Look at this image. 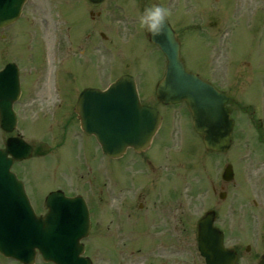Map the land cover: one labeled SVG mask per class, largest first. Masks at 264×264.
Wrapping results in <instances>:
<instances>
[{"label": "rangeland", "instance_id": "374dc122", "mask_svg": "<svg viewBox=\"0 0 264 264\" xmlns=\"http://www.w3.org/2000/svg\"><path fill=\"white\" fill-rule=\"evenodd\" d=\"M114 3L125 5L123 15L120 16L126 15L133 28H141L139 21L137 22L138 6H134L131 0H108L97 7L88 5L85 0H32L31 5L26 8L25 19L22 22L13 24L10 29L0 30L1 44L8 41L10 35L15 34L9 43L0 45V59L4 63H23L25 58L20 54L24 52L27 55L29 50L39 57L38 41L42 38L47 39L52 47L55 39L64 40L63 32L67 26L72 25L67 20L70 21L73 17V28L69 31L74 38L79 35L80 42L74 44L69 54L68 45L64 43V49L59 56L65 61V65L72 60L70 74L73 76L67 78L66 71L62 73L57 93L68 102L69 98H76L77 91L84 86L102 88L123 73L131 74L138 90L140 89L138 94L142 101L155 105L163 115L162 128L154 140L153 150L147 156L139 157L129 153L121 160L99 163L98 159L101 161V157H97L98 153L94 146L92 148L94 144L91 139L84 137L83 141L77 131L69 129L61 141L62 125L69 113L62 109L51 118L44 110L43 106L45 107L50 99V67L48 65V69L44 70L45 64L42 66L39 60H34L31 62L32 68L28 62L26 63V93L16 108L18 132L32 144L35 154L28 162L17 163L15 169L23 171V175L28 177L30 181L28 190L34 202L45 198L48 192H51L49 190L51 186H61L68 193L83 191L90 195L97 227L83 243L87 247L85 255L90 257L93 264H185V259L193 260V264H200L193 254L194 223L204 210L211 207L218 212L219 219L223 220L230 206L237 217L240 216L239 211L247 207L243 213H249V210L255 213L262 212L261 209L250 207L252 200L260 201L261 206H264V190L261 191L264 189V155L256 143V132L249 121V114L242 113L237 106L230 105L235 121L231 149L222 154H208L188 129L190 117L183 104L167 108L157 104L152 92L154 84L162 77L164 63L162 54L143 41L144 35L140 31L131 46L125 45L124 41H120V44L114 39L115 32L109 22L117 13L113 10ZM156 3L170 10L168 20L174 28L190 31L187 34L189 36L186 35V45L182 48L187 70L199 73L202 78L224 90L240 104L249 106V111L254 109L255 119H261L264 124V89L257 86L259 79L264 78V0H147L148 6ZM52 5L63 11L66 9L69 16L71 12V17L66 16L65 23L63 19L60 22V17L52 11ZM88 9L94 13L100 12V17L95 18V22L89 21L86 13ZM19 27L24 28L26 34L25 38L22 37L18 42L19 36L16 40L13 28H18L19 31ZM82 28L86 29L81 31ZM192 28L217 30L212 31L209 38L210 31L205 32L203 29L201 33L195 34ZM99 32H103L107 37L105 57L100 65L96 63L103 53L98 49ZM223 33L224 37L227 34L230 37L227 40L223 37L220 43H217L215 35L218 38ZM83 35H88L89 38L83 40ZM30 39L33 40L29 44ZM111 49L114 51H110ZM109 51L110 53L106 54ZM215 54L221 56L223 54L224 58L228 56V61L218 56L217 63L213 61L206 64V58L209 55L216 56ZM199 55L205 58L202 59ZM28 57L31 60V56ZM72 129L75 130L73 126ZM261 130L264 137V125ZM57 140L59 144H55ZM177 141L183 142L180 148L182 151L179 153H175L176 149L179 150ZM159 157L157 160L162 162L164 169H169H166L167 176L164 175L162 168L158 169L156 166L155 158ZM228 163L233 166L234 179L232 182L224 183L221 180V173ZM104 165L119 180L115 185L119 188L118 194L112 195L105 182H102L105 174ZM113 165L119 167L115 168ZM145 166L153 168L150 171V178L142 177ZM247 176L249 178L246 181ZM164 179L167 184L163 186H167L168 192L165 195L151 192L157 185H161L160 182L164 183ZM94 182L98 186L103 185L101 188L103 194H98V187ZM250 183L256 186L257 192H246ZM181 185L185 187L186 197L180 193ZM121 186L123 190L120 189ZM124 186L127 189H124ZM137 186L143 191L141 209L144 208V211H139L137 207L131 205L132 203L127 202L121 206L117 201L122 195L130 197V190ZM204 191H209L207 198L210 197V200L206 199L207 201L203 200L201 203ZM219 192L226 193L223 200H219ZM105 194H110V200H113L111 206L108 204L107 207L111 210L108 217L114 216L118 220L120 237L117 241L108 224L106 230L104 220H101V210L105 208L106 201L95 204L97 199H104ZM257 196H260V199ZM165 200L168 204H165ZM34 204L38 209H42L41 201ZM160 211H165V225L156 217ZM170 214L175 220H172ZM261 217L263 218V215ZM178 218L182 222H179ZM128 219L130 222L126 223ZM152 219L154 224L151 228ZM106 221L108 222L107 219L105 223ZM170 227L180 230L184 227L185 230L182 236L174 234L173 239L163 240L166 236L163 231L169 233ZM150 228H155L154 232L161 234L162 241L145 236L149 234ZM107 232L113 237L112 240L116 243L120 255L115 256L112 253L114 251L110 248L112 240L106 239ZM127 233L136 236L129 235L133 238L130 240ZM233 238L235 237L229 235V243ZM0 264L18 263L0 256ZM37 264L45 263L38 261Z\"/></svg>", "mask_w": 264, "mask_h": 264}, {"label": "water", "instance_id": "95a60500", "mask_svg": "<svg viewBox=\"0 0 264 264\" xmlns=\"http://www.w3.org/2000/svg\"><path fill=\"white\" fill-rule=\"evenodd\" d=\"M20 1L23 3L24 0ZM91 1L99 2L101 0ZM8 2L10 3L12 0ZM2 10L5 11L6 9ZM2 10L0 13V26L12 21L18 13L11 11V13L5 15ZM149 39L158 46L167 59L165 76L156 87L157 98L164 104H175L185 101L192 114L194 129L202 136L205 147L208 150L217 152L226 151L231 142L233 127L230 111L226 107L228 98L211 85L201 81L196 75L185 72L184 66L179 59L178 44L167 23L161 35L152 36L149 33ZM82 95L88 98V102L92 101V106L90 107L93 108H90V119L86 116L82 117V129L87 134H95L102 150L107 155L118 157L127 147H133L136 151L146 148L156 129L159 116L154 109L139 103L135 85L131 78L128 76L121 77L105 93L86 90ZM116 98H119V100H110ZM97 102L100 103V106H94ZM88 105L87 107L89 108ZM99 115L100 123L98 124L97 117ZM103 121L105 122V127L101 129L100 124ZM11 123L10 121L8 124L5 121V117H2V125L6 131L11 129ZM7 125H9L8 128ZM138 139L140 140L139 142H137ZM12 145L14 146L10 145L7 151H0V159L3 158L0 163V184L2 185H4L1 181L2 177L8 178L6 174L2 176L1 173V169L8 171L9 163L5 158L7 153H10L18 160L30 155V147L26 144L17 142ZM9 176L10 178L5 182L6 184L8 182L12 184L9 190L13 191L16 186L22 196L19 201L23 202L24 200L26 202L21 185L15 181V177L12 174H9ZM231 178V166L227 165L223 171L222 179L229 181ZM4 197L7 198L6 193L0 194V198ZM54 197L55 194H51L47 201H51ZM9 203H11V208H3L0 203V254L23 260L24 253L32 255L33 251H27V249L31 250L32 246L35 245L33 237L38 226L40 225L43 228L50 222V219L55 218V215H49L45 219H36L31 217L33 214L29 205L23 204V207L19 210L16 207V203L12 202V199H9ZM19 216L22 219H18ZM212 217V213L207 214L200 223V253L205 257L206 264H233L235 254L222 248L221 236L211 228ZM37 222H39V225ZM87 230L88 220L86 218L83 223L79 224L78 233L81 236L80 238L87 234ZM54 241V239L49 240L48 244H44L41 248V253L45 260H51L56 264H90L87 259L79 258L83 249L78 244V241L75 242L74 246L75 255L71 250L73 245L65 247L71 255H55L56 249H62L65 246V241ZM260 264H264V260Z\"/></svg>", "mask_w": 264, "mask_h": 264}, {"label": "flooded vegetation", "instance_id": "af4514ba", "mask_svg": "<svg viewBox=\"0 0 264 264\" xmlns=\"http://www.w3.org/2000/svg\"><path fill=\"white\" fill-rule=\"evenodd\" d=\"M133 1L135 3L136 2H140L139 0H133ZM95 6H97V5H95ZM138 7H139V11H143V9L145 8L144 2H140V5ZM90 16H91L90 18L93 20L94 18L100 17V12L99 11L96 12V15H94L91 12ZM126 18L127 17H119V18H117L115 20V22L117 23V27H119V28H115L116 29V34H117L116 37H117V39L119 41H121L127 35H128L127 37L132 35L130 43H134L136 41V39H137L136 38L137 31L135 30L136 28H131L130 29L128 27L129 26V22H128V20ZM173 29L175 31L176 38H177V40L180 43V46H182V48H183L186 45V38H187V36H189L187 34H189L190 31H187V29H183V30L182 29H175V28H173ZM192 29H193V33H195V34L201 33L203 29L205 30V32L206 31H210V34L208 36L209 38H211V32L214 31V30H217V28H210V29H208V28H192ZM194 29H196V30H194ZM25 34H26V31L24 30V28L18 31V35H20L21 38L22 37L25 38ZM98 35H100V33ZM224 35H225V33L221 34V36L219 37L220 40L223 39ZM215 37H214L215 41L217 42V40H216L217 39V35H215ZM228 37H230V35L227 34L224 37V39L227 40ZM68 38H69V40H68V44L69 45H68L67 53L69 54L71 52V48L73 47V45L75 43L78 44L80 42V38H79V36L74 38L71 35ZM100 38H102V42L98 43L99 44L98 49L103 52L102 46H104V41H105L106 37H104V36L101 37V35H100ZM7 42L8 41H6V43ZM226 42H227V44H229L228 41H226ZM38 43L40 44V48H39L40 56L39 57L37 55H33L32 51H29V53L27 55L24 52L23 53L20 52L21 53L20 55L22 56V58H25V59H24L23 63H20V79H21L22 90H21L20 99H19V101H17L18 103L23 101L24 94L26 93V85H27L25 83L26 63L28 62V64L32 68V63L31 62H33L34 60H39V62H41V60H42V57H41L42 56V52H41L40 49L42 48V44L43 43L42 42L40 43L39 41H38ZM228 46L230 47V45H228ZM63 48H64L63 40L57 39L55 41V43H54V48L52 47L53 56H52L51 60H48V62H50V75H49L50 76V80H49L50 86L52 84L53 64L57 63V61L59 60V56H60ZM29 55L31 56V60L32 61L29 59V57H28ZM215 55L216 56H214V55H212V56H214V59H215L216 63H217L219 57L223 58V54H222V56L221 55H217V54H215ZM199 56H201L202 59L205 58L202 55H199ZM208 59L209 60L211 59V55H209ZM71 62H72V60L69 61V63H67L64 66V68L62 67V71L59 73V76L57 77V83H59V80H61L62 77H60V76L63 75L62 73L64 71H66L65 74L67 75V78H71L73 76V75L70 74V72H71V67H70ZM41 64H42V66L44 65L43 62H41ZM35 67L37 68V66H35ZM39 71H41L40 68H39ZM29 74H31L30 70H29ZM85 87H88V86H84V87L80 88L77 92H80ZM33 91H35V90H33ZM49 91H50V99L48 101L50 103L56 102L55 100H53V94L51 92H55L56 93V92H58V89L57 88L56 89H51L50 88ZM56 97H57V100H58L57 106L59 105V111L62 110V109H64V110L66 109L67 110L68 108H72L73 104H74V101L76 99V98L72 97V98H69L68 102H66L63 99V97L59 96V94L56 95ZM258 125H259V123L257 124V126ZM151 169H153V168H151ZM163 185H165V184L157 185L155 187V189L153 191H151V192H153L154 194H163V195H165L168 192L167 191L168 188H167V186H163ZM253 188H254V192H257L256 191L257 190L256 186H253ZM263 190L264 189H262L261 191H263ZM141 192H143V191H141ZM165 204H168V201L165 200ZM251 204H252L253 207H256L257 205H258L257 207H259V204L256 201H252ZM247 208H244V209H247ZM250 208H252V207H250ZM244 209L242 210V213H243ZM260 209L262 210V212H258L257 214H254V215H257V216H260V217H261V215H263V218L262 217L258 218V217L252 216V212L253 211H250V210H249V213H243L244 216L242 215L241 217H234L233 216V209L231 208L229 210V213H228L229 216L226 217L225 220H223V222H222L223 228L225 230L231 231L230 234L232 236L239 237V238L242 239V243L241 244H239L237 246L235 245V246L232 247V249L237 253V257H238L237 264H253L259 258V256L264 255V207H260ZM157 215L165 217V211H160V212L157 213ZM235 222H236V232L233 233ZM259 224H261V227H256V225H259ZM234 239L235 238H233L232 241ZM253 240H255V241L260 240L261 242L258 245L254 246V244H250L249 243V241H253ZM227 243H229V239H228ZM251 252H254V255L250 256ZM247 256H250V257H247Z\"/></svg>", "mask_w": 264, "mask_h": 264}, {"label": "clouds", "instance_id": "9594fccd", "mask_svg": "<svg viewBox=\"0 0 264 264\" xmlns=\"http://www.w3.org/2000/svg\"><path fill=\"white\" fill-rule=\"evenodd\" d=\"M170 10L161 4H151L143 9L139 23L152 36L161 35L166 26Z\"/></svg>", "mask_w": 264, "mask_h": 264}]
</instances>
